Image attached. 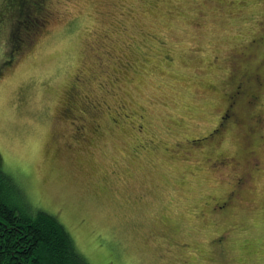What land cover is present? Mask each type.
<instances>
[{"label": "rangeland", "instance_id": "374dc122", "mask_svg": "<svg viewBox=\"0 0 264 264\" xmlns=\"http://www.w3.org/2000/svg\"><path fill=\"white\" fill-rule=\"evenodd\" d=\"M0 162L89 264H264V0H0Z\"/></svg>", "mask_w": 264, "mask_h": 264}, {"label": "trees", "instance_id": "16d2710c", "mask_svg": "<svg viewBox=\"0 0 264 264\" xmlns=\"http://www.w3.org/2000/svg\"><path fill=\"white\" fill-rule=\"evenodd\" d=\"M0 264H89L59 219L32 207L1 162Z\"/></svg>", "mask_w": 264, "mask_h": 264}, {"label": "flooded vegetation", "instance_id": "af4514ba", "mask_svg": "<svg viewBox=\"0 0 264 264\" xmlns=\"http://www.w3.org/2000/svg\"><path fill=\"white\" fill-rule=\"evenodd\" d=\"M255 79L258 85H260L261 84L260 80L257 77ZM242 95H244V85L243 82L238 81L234 86L233 93L230 95V101L228 102L223 115L220 117V124L224 123L228 119H234L233 117H235V115L233 113V107L237 102L236 100L239 99V97H241ZM256 98L257 96L253 94L247 98V101L248 103H252ZM257 121L259 124H262L263 122L261 118H258Z\"/></svg>", "mask_w": 264, "mask_h": 264}]
</instances>
